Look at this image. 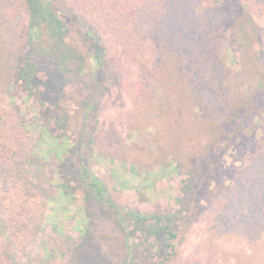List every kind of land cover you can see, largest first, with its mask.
<instances>
[{"label":"trees","instance_id":"trees-1","mask_svg":"<svg viewBox=\"0 0 264 264\" xmlns=\"http://www.w3.org/2000/svg\"><path fill=\"white\" fill-rule=\"evenodd\" d=\"M66 16L92 34L81 48L96 63L85 87L91 110L104 92L116 87L133 106L130 130L141 133L155 125L162 132L168 122L177 127L186 122L210 135L201 151L184 154L177 149L179 138L169 136L168 155L190 168L185 184L188 213L182 224L173 226L166 215L141 214L112 198L86 155L96 142L94 135L88 140L81 136L62 163L41 161L20 113L7 107L8 98L20 90L40 105L45 121H58L65 96L62 78L67 73L61 66L76 56L66 41ZM261 22L264 0H0V264H77L85 259L82 245L65 247L47 222L56 170L63 183L60 188L66 192L74 182L84 195L90 222L97 206L128 237L134 231L155 234L156 264H228L232 255L218 240L231 243L232 235L233 264H264V137H252L264 124ZM211 24L226 32V41L238 53V70L233 74L224 55L209 42ZM34 29L39 34H33ZM108 37L123 48V59H111ZM31 51L37 58L26 55ZM148 52L155 61L149 75L131 78L130 70ZM42 58L63 64L42 78L36 61ZM122 60L124 67H112L111 61ZM252 146L248 163L233 174L229 186L217 188L206 209L210 218L201 251L180 260V235L200 222L208 202L205 194L218 182L225 156L231 149L237 153ZM33 237L42 238L44 251L34 249Z\"/></svg>","mask_w":264,"mask_h":264},{"label":"rangeland","instance_id":"rangeland-1","mask_svg":"<svg viewBox=\"0 0 264 264\" xmlns=\"http://www.w3.org/2000/svg\"><path fill=\"white\" fill-rule=\"evenodd\" d=\"M63 22L66 41L70 49L75 50V59L69 58L63 66L56 59L36 60L42 78L46 77L45 72L51 75L55 73V67L59 65L62 71H67L62 78L65 96L58 121H45L40 105L20 90L8 98L7 107L20 113L28 132L36 140L37 154L41 161L51 165L62 163L81 136L84 135L88 140L94 135L96 142L93 141L92 150H86V155L90 158L93 171L104 180L112 198L138 213L158 212L168 216L173 226L182 224V219L188 213L189 196L185 184L189 179L190 168L179 166L174 157L168 155L169 136L174 133L179 138L177 149L184 154L188 151H201L211 138L210 135L202 134L198 128L186 122H179L178 127L168 122L162 132L154 124L141 133L136 128L130 130L129 111L133 106L127 96L116 87L104 92L100 97V104L91 110L86 104L85 87L96 72V63L92 56L86 57L81 48L87 39L92 38V34L72 16L63 17ZM261 25L264 30L262 22ZM38 31L34 29L33 34H39ZM207 31L210 44L215 50L221 51L226 58L225 65L233 74L238 70V53L226 41V32L214 24L207 27ZM106 43L111 59L125 57L123 48L111 38L108 37ZM146 54L141 64L130 70L133 75L131 78L139 80L149 75L155 61L152 52ZM26 55L31 59L37 58L33 51ZM112 63L111 61L112 67L115 64L124 67L123 60ZM195 112L202 116L199 109ZM189 121L193 123L192 120ZM252 137H264V124H259ZM252 148L253 146L239 151L240 148L236 150L237 153L231 149L225 156L224 169L219 174L218 182L205 194L208 202L204 206L200 222L191 227L185 223L189 226L188 230L180 235L177 245L180 260L196 257L198 250L201 251L200 246L207 232L205 223L210 218L206 209L217 196V188L229 186L233 174L248 163ZM61 185L63 183L56 170L47 204V222L50 228L56 229L57 239L65 243V247L83 246L80 252L82 250L85 259L77 264H156L159 238L155 234L150 236L134 231L128 237L119 223L97 206H93L90 222L84 209V195L78 187L73 182L68 185V192H65L60 188ZM82 238H86L84 243L81 242ZM32 241L36 251H44L42 238L33 237ZM218 241L224 251L232 255L229 256L231 259L228 264H233V235L231 243ZM237 250L241 251V247Z\"/></svg>","mask_w":264,"mask_h":264}]
</instances>
